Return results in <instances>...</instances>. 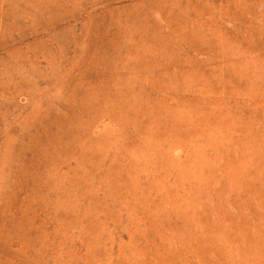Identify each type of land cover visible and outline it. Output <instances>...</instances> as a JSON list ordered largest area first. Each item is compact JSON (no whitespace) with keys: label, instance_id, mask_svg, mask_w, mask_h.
<instances>
[{"label":"rangeland","instance_id":"rangeland-1","mask_svg":"<svg viewBox=\"0 0 264 264\" xmlns=\"http://www.w3.org/2000/svg\"><path fill=\"white\" fill-rule=\"evenodd\" d=\"M0 264H264V0H0Z\"/></svg>","mask_w":264,"mask_h":264}]
</instances>
